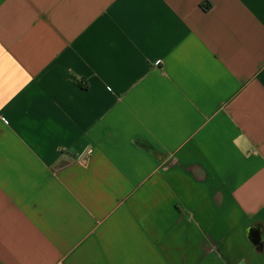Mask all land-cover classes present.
<instances>
[{
  "label": "crops",
  "instance_id": "1",
  "mask_svg": "<svg viewBox=\"0 0 264 264\" xmlns=\"http://www.w3.org/2000/svg\"><path fill=\"white\" fill-rule=\"evenodd\" d=\"M0 264H264V0H0Z\"/></svg>",
  "mask_w": 264,
  "mask_h": 264
}]
</instances>
